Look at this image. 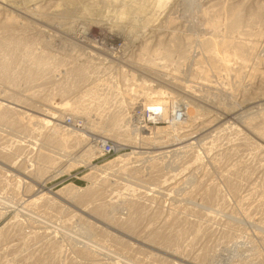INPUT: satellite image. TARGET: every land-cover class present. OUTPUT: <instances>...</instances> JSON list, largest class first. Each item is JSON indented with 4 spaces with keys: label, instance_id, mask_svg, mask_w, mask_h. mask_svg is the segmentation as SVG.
Masks as SVG:
<instances>
[{
    "label": "rangeland",
    "instance_id": "374dc122",
    "mask_svg": "<svg viewBox=\"0 0 264 264\" xmlns=\"http://www.w3.org/2000/svg\"><path fill=\"white\" fill-rule=\"evenodd\" d=\"M128 1L0 0V56L14 53L7 72H20L18 59L24 55L26 66L35 72L31 79L0 73V102L13 112L11 121L0 119V199L17 206L0 202V264H43L55 252L63 264L73 259L74 264H121L111 257L113 252L137 264H161L157 259L172 264H264V62L260 65L254 57L242 68L232 46H219L215 55L207 43L257 37V52L264 58V0H166L158 6L153 0ZM31 2L39 8L32 10ZM223 5L245 11L243 20L250 21H243L245 31L226 26ZM217 20L215 31L210 25ZM246 30L252 34L247 36ZM151 37L154 45L142 47ZM156 47L162 52L154 58ZM184 50L190 53L186 59ZM150 57L153 66L145 61ZM213 57L220 60L218 70L210 63ZM221 57L228 72L222 70ZM42 60H49L44 70L36 67ZM255 67L263 71L251 75ZM96 80L117 84L118 103L92 99L84 102V111L72 107ZM152 89H161L168 100L167 119L152 120L150 110L143 108ZM134 95L135 103L128 105ZM181 99L184 111L193 116L184 118L173 135L153 134L160 144L145 139L148 127L157 132L170 125ZM55 124L77 134L56 139L51 133ZM105 140L114 145V153L103 152L100 142ZM7 141L14 143L11 152ZM157 168L166 170L164 176H155ZM39 190L44 195L32 201ZM89 192L107 217H125L129 203L141 198L146 209L135 232L95 212L94 203H81ZM170 213L188 229L185 247L198 228L207 227L212 238L206 240L204 234L186 247L184 256L150 241L147 235L154 229H167ZM17 223L22 228L13 231ZM104 231L129 245L116 243ZM86 238L104 246L109 255L90 250L89 257L80 256L87 250Z\"/></svg>",
    "mask_w": 264,
    "mask_h": 264
},
{
    "label": "bare ground",
    "instance_id": "6f19581e",
    "mask_svg": "<svg viewBox=\"0 0 264 264\" xmlns=\"http://www.w3.org/2000/svg\"><path fill=\"white\" fill-rule=\"evenodd\" d=\"M67 1H76V0H67ZM114 1H118V0H114ZM125 1V2H124ZM133 0H130V4H131V2H132ZM154 2H155V4H157L156 6H158V5H160V4H163V3H166V0H153ZM169 1V0H168ZM226 1V0H225ZM123 2H124V4H126V2H129L128 0H123ZM220 2V1H219ZM31 3H33V2H31ZM30 3V4H31ZM35 3V4H34ZM33 4L35 5L34 6V8H32V10L33 9H38L39 8V6H38V3H36V2H34ZM94 3V2H93ZM114 3V2H113ZM116 3V2H115ZM80 4V3H79ZM134 4V3H133ZM215 4V3H214ZM225 4H227V1L225 2ZM228 4H229V2H228ZM231 5V4H230ZM42 6V5H41ZM224 6V5H223ZM234 6V5H233ZM226 7V6H224V8L226 7V11H227V15H228V25H226V26H229L230 28H232L231 29V31H233V32H235V31H238V30H240L241 29V27H242V24L245 22V23H248V22H250V21H244L243 20V13H245V11L243 12L242 11V9H241V7H237V5H236V7L234 8V7ZM239 6H242V4L241 5H239ZM221 8H223L222 6H220ZM251 7V6H250ZM31 8V7H30ZM221 8H220V10H221ZM223 8V9H224ZM259 8V7H258ZM29 9V8H28ZM204 9V8H203ZM260 9H262V8H260ZM259 9V10H260ZM204 10H206V9H204ZM211 10H212V8H211ZM214 10V9H213ZM225 10V9H224ZM245 10V9H244ZM40 11V10H39ZM125 11H126V8H125V6H124V8L120 11L121 12V14H125ZM139 11L141 12V13H145V11H144V8L143 7H139ZM206 11H208V10H206ZM261 11V10H260ZM43 12V11H42ZM204 12V11H203ZM221 12H222V10H221ZM152 13V12H151ZM224 13V12H223ZM226 13V12H225ZM250 13H251V11H250ZM260 13V12H259ZM212 15H213V13H211ZM10 15H11V13H10ZM83 15V14H82ZM160 15V14H159ZM205 15H207V14H205ZM211 15V16H212ZM227 15H225V16H227ZM1 16V15H0ZM224 16V17H225ZM246 15L244 14V17H245ZM213 17V16H212ZM251 17V16H250ZM258 17V16H257ZM9 19H10V17H8ZM14 18V17H13ZM12 18V19H13ZM247 18H249V16L247 17ZM253 19H254V17H252ZM252 18H250V19H252ZM260 18V17H259ZM215 19H217L216 17H215ZM257 19V18H256ZM256 19H255V21H256ZM7 21H8V19H6ZM15 20V19H14ZM159 20V19H158ZM246 20V19H245ZM1 21V20H0ZM3 21V20H2ZM6 21V22H7ZM208 21H211V20H208ZM244 21V22H243ZM252 21V20H251ZM254 21V22H255ZM261 21V20H260ZM260 21H258V22H260ZM10 22V21H9ZM15 22H17V20H15ZM24 22V21H23ZM225 22V21H224ZM10 23H12V22H10ZM14 23V22H13ZM244 23V24H245ZM253 23V22H252ZM251 23V24H252ZM3 24H4V22H3ZM250 24V25H251ZM255 24V23H254ZM258 24V23H257ZM7 25V24H6ZM5 25V26H6ZM219 25V22H218V20L217 21H212V23H211V25L210 26H212L213 27V29L216 31V29L218 28L217 26ZM224 25H225V23H224ZM246 25V24H245ZM256 25V24H255ZM259 25V24H258ZM13 26V25H12ZM19 26V25H18ZM186 26V25H185ZM8 27H9V25H8ZM256 27V26H255ZM261 27V26H260ZM4 28V27H3ZM2 28V29H3ZM19 28H21V27H19ZM18 28V29H19ZM23 28H24V26H23ZM22 28V29H23ZM158 28V27H157ZM226 28V27H225ZM248 28V27H247ZM10 30H11V28H9ZM17 29V28H16ZM21 29V30H22ZM45 29V28H44ZM227 29H229V28H227ZM15 30V29H14ZM111 30V29H110ZM209 30V29H208ZM241 30H243V29H241ZM17 31V30H16ZM166 31V30H165ZM207 31V30H206ZM228 31V30H227ZM230 31V32H231ZM243 31H245V28H244V30ZM243 31H241V32H243ZM263 31V30H262ZM214 32V31H213ZM229 32V31H228ZM240 32V31H239ZM238 32V33H239ZM252 31H247L246 30V32H244V33H248L247 34V36L248 35H251L252 33H251ZM11 33V32H10ZM174 34V33H173ZM234 34V33H233ZM242 34V33H241ZM241 34H239V35H241ZM263 34V33H262ZM261 34V36L263 37V35ZM253 35H255L254 33H253ZM12 36V35H11ZM108 36V35H107ZM154 36V35H153ZM242 36V35H241ZM246 36V35H245ZM16 38V37H15ZM108 38H109V42L111 43V42H113L114 41V39L112 38V35H110L109 34V36H108ZM118 38V37H117ZM152 38V39H151ZM150 39L151 40H146L145 39V44L142 46V47H147V46H151V45H154V43H152L153 41H154V39H153V37H151ZM163 38H165V37H163ZM242 38H243V36H242ZM261 38V37H260ZM10 39V38H9ZM199 39H201V38H199ZM236 39H238V38H236ZM232 40V39H222L220 42H217V41H214L213 39L211 40V39H209V41H207V39L205 40V41H207V43L209 42V43H211L213 46H214V49L215 50H212L213 52H214V54L216 55H218V52H219V46H232L233 47V49L235 50V56H237V57H235V58H237V60L238 59H240V62H241V64H239V63H237L238 65H242L241 67L242 68H244V65L246 64H248L249 62H251V60H253V58L254 57H256V58H258L259 59V61L258 62H260V61H263L264 62V58H262V57H260V55H258V52H257V46H258V43H259V40L257 41V37L254 39V38H252V39H249V40H247V38H246V40H241V37H240V40ZM244 39H245V37H244ZM155 40H156V38H155ZM157 40H159V39H157ZM167 40V39H166ZM163 41V40H162ZM1 42V41H0ZM3 42V41H2ZM19 42V41H18ZM155 42V41H154ZM157 42V41H156ZM174 42V41H173ZM13 43V42H12ZM108 43V42H107ZM159 43V42H158ZM188 43V42H187ZM206 43V42H205ZM14 44H16V43H14ZM18 44H20V42L18 43ZM157 44V43H156ZM155 44V45H156ZM173 44V43H172ZM211 44H209V46L211 47L212 45ZM12 45V44H11ZM159 45V44H158ZM157 45V47H159ZM188 45V44H187ZM205 46V45H204ZM6 47V46H5ZM12 47H13V45H12ZM156 47V48H157ZM174 47V46H173ZM172 47V48H173ZM206 47V46H205ZM0 48H2L1 46H0ZM14 48H15V46H14ZM18 48V47H17ZM143 48V49H144ZM180 48V47H179ZM213 48V47H212ZM226 48V47H225ZM5 49V48H4ZM16 49V48H15ZM181 49V48H180ZM183 49V48H182ZM181 49V50H182ZM185 49V48H184ZM222 49V48H221ZM187 50V49H186ZM211 50V49H210ZM223 50V49H222ZM155 51V53L153 54V56L154 55H156V54H160L162 51H159V49L157 48V50L155 49L154 50ZM188 51V50H187ZM187 51H183V57L186 59V56H189V55H187V54H190L189 52L187 53ZM212 51H210L211 53H213ZM224 51V50H223ZM166 52V55H169L171 52H170V50L168 51V49L165 51ZM6 53H7V51H6ZM16 53V52H15ZM18 53V52H17ZM1 55V54H0ZM210 55V54H209ZM213 55V54H212ZM226 55H228V54H226ZM13 56H14V53L12 52V50H9L8 51V54L6 55V56H0V73L4 76V77H7V78H15V77H18V75H19V77H20V75H22L23 77H25L26 79H31L32 77H33V74L35 73L34 71H32V70H30L29 69V67L28 66H26V62H25V60H26V58H25V55H24V58H23V60L21 59H18L19 60V68L18 69H20L21 71H22V73L21 74H19L20 72H17L16 71V73L15 72H12V71H9V72H7L9 69H10V62H11V60H12V58H13ZM20 56V55H19ZM207 56V55H206ZM27 57V56H26ZM43 57V56H42ZM156 56H154V58H155ZM29 58V57H28ZM154 58H152V57H150V58H148V60H145L146 62H149V63H154L153 61H155L154 60ZM191 58V57H190ZM210 58V57H209ZM223 60H222V64L224 65V68L222 69V70H224V71H226V72H228V70H227V64H226V62H225V60H224V58L223 57H221ZM233 58H234V56H233ZM130 59V58H129ZM257 59V60H258ZM29 60V59H28ZM228 60V59H227ZM256 60V61H257ZM21 61V62H20ZM210 63L212 64V66L215 68V69H217V68H219L218 66H219V62H220V60H219V58L217 57V58H215V57H213V58H211L210 59ZM114 62V61H113ZM125 62V61H124ZM130 62V61H129ZM187 62V61H186ZM12 63H13V61H12ZM21 63V64H20ZM49 63V60H42V61H40L39 62V64H38V66L36 65V67H38V69H46L47 67V64ZM109 63V62H108ZM123 63V62H122ZM142 63V62H141ZM254 63V62H253ZM22 64H23V66H22ZM144 64H146V63H144ZM151 64H149V66L151 65ZM221 64V63H220ZM250 64V63H249ZM256 64V63H255ZM17 65V64H16ZM154 64H152V66H153ZM260 65H261V62H260ZM111 66V65H110ZM143 66H145V65H143ZM148 66V67H149ZM11 67H12V65H11ZM15 67H17V66H15ZM81 67V66H80ZM121 67H122V65H121ZM147 67V66H146ZM221 67H223L222 65H221ZM220 67V68H221ZM247 68H248V66H246ZM14 68V67H13ZM77 68V67H76ZM254 68V67H253ZM259 68V67H258ZM15 69V68H14ZM81 69V68H80ZM79 69V70H80ZM124 69V68H123ZM213 69V68H212ZM260 69V68H259ZM88 70V69H87ZM125 70V69H124ZM218 70V69H217ZM36 71H38V70H36ZM220 71V70H219ZM242 71V70H241ZM263 70H258V69H256V67H255V70H254V72H251V75H258V74H260L261 72H262ZM39 72V71H38ZM37 72V73H38ZM84 72V71H83ZM145 72H149V71H142V73H145ZM151 72V71H150ZM238 72V71H237ZM264 72V71H263ZM72 73H73V71H72ZM75 73V72H74ZM85 73H87L86 71H85ZM84 73V74H85ZM106 73V72H105ZM243 73V72H242ZM145 74H147V73H145ZM81 75H83V74H81ZM100 75V74H99ZM133 75V74H132ZM148 75H150V76H152L151 74H148ZM239 75H241V73L239 74ZM66 76H68V73H67V75ZM236 76H238V75H236ZM262 76V75H261ZM255 77H257V76H255ZM21 78V77H20ZM80 78V77H79ZM78 78V79H79ZM95 78V77H94ZM97 78V77H96ZM264 78V77H263ZM81 79V78H80ZM174 79V78H173ZM143 80V79H142ZM169 80V79H168ZM13 81H14V79H13ZM24 81V80H23ZM26 81V80H25ZM29 81H31V80H29ZM81 80H79V82H80ZM90 81H91V78H90ZM89 80L87 81V84H88V82L89 83H91V82H93V80L90 82ZM98 81H99V79H98ZM97 80H96V82L97 83H94L90 88H86L84 91H83V93H82V95H84L83 97H82V99H80V102H78V103H75L74 105H72V107H75L76 109H81L82 111H84V109H86V106L87 105H85L84 104V102L85 101H92V99H104V100H106L108 103H109V105H110V103L112 104V102L114 103V101H115V99L117 98V94H118V92H117V84H111V86L109 85V83H108V85L106 84L107 82H103V81H100V82H98ZM19 82V81H18ZM83 82V81H82ZM94 82H95V80H94ZM102 83V84H101ZM182 83V82H181ZM139 84V83H138ZM184 84V83H183ZM187 84V83H186ZM188 85V84H187ZM187 85H185L184 87L185 88H187ZM174 86V85H173ZM172 86V87H173ZM175 87V86H174ZM144 88V87H143ZM177 88H179V87H177ZM181 89V88H180ZM184 90V89H183ZM142 91V90H141ZM163 92V91H162ZM185 93V92H184ZM237 93V92H236ZM29 94V93H28ZM143 94H145V93H143ZM121 95V94H120ZM119 95V96H120ZM127 95V94H126ZM150 95V93H148V96ZM1 96V95H0ZM135 95L134 96H130V97H128V101H127V103H128V105H129V103H130V105L133 103V101H134V103H135ZM146 98H147V96H146ZM166 98H168V97H166ZM12 99V98H11ZM14 99V98H13ZM19 99V98H18ZM170 99V98H169ZM123 100V99H122ZM182 100V99H181ZM78 101V100H77ZM120 101V100H119ZM168 100L167 99H165V95L163 96V95H161V89H158V90H154V89H152L151 90V95H150V98L148 99V101L147 102H144L142 105L144 106L143 108L144 109H149L150 110V112H151V115L153 114V113H156L157 115V117H161V119L163 118V119H167L168 117H169V112H168V107H167V104H166V102H167ZM174 101V100H173ZM186 101V100H185ZM116 102H117V99H116ZM178 102V101H177ZM179 102H181L182 104H179V105H177V107H176V109H177V111H179V113H182V115L183 116H185L186 115V117H183L179 122H176L177 120H176V118L174 117L173 118V120H172V122H170V125L169 126H167L166 128L165 127H163V128H161V129H159L157 132H153L152 131V129L150 128V127H148V129H146V130H148L149 131V133H150V135H149V137L148 136H144V137H146L145 139H147V138H150L151 140H153V143H155V145L156 144H160V142L162 141L160 138H157L156 136H154V135H156V134H158V136L160 135V137H162L163 135H166V134H168V135H171L172 134V131H175V130H177V127H178V125H181V123L183 124V123H185V119H188V118H190L191 116H193V114L191 115L190 113H192V112H190V113H188L187 112V109H186V111H184V108H185V102H184V100H182V101H179ZM118 103V102H117ZM121 103V102H120ZM127 103H126V105H127ZM20 104V103H19ZM115 104V103H114ZM177 104V103H176ZM108 105V104H107ZM123 105H125V103H123ZM141 105V106H142ZM10 106V105H9ZM117 106H119V105H117ZM105 107V106H104ZM120 107H121V105H120ZM125 107V106H124ZM129 107V106H128ZM175 107V106H174ZM108 108V107H107ZM115 108H116V105H115ZM173 108V107H172ZM74 109V108H73ZM125 110V109H124ZM127 110V109H126ZM114 111V110H113ZM113 111H111V112H113ZM144 111V110H143ZM172 111V110H171ZM12 109L10 108V107H8V106H3V103H1L0 102V119L1 120H12L13 119V116H12ZM52 113H54V112H52ZM124 113V112H123ZM133 113V112H132ZM138 113H140V112H138ZM64 114V113H63ZM140 114H142V111H141V113ZM144 114H145V112H144ZM150 115V116H151ZM110 116V115H109ZM139 117L140 116H138V119H139ZM143 117V116H142ZM185 118V119H184ZM109 119V118H108ZM214 119V118H213ZM212 119V120H213ZM117 120H118V118H117ZM32 121V120H31ZM139 121V120H138ZM118 122V121H117ZM132 122V121H131ZM188 122V121H187ZM110 123H115V120L114 121H110L109 122V124ZM211 123V122H210ZM17 125V124H16ZM121 125V124H120ZM140 127V126H139ZM119 129L121 130V133L122 132H124L125 133V131H126V128L125 127H123V126H120L119 127ZM116 132V131H115ZM54 136H56V139L57 138H62L63 140H66V139H68V138H70V137H74L76 134H77V132H76V130L74 129L73 130V128H67V127H65L64 125H62V124H55V125H53V130H52V132H51ZM156 133V134H155ZM51 134V135H52ZM114 134V133H113ZM154 134V135H153ZM176 134V133H175ZM48 135V134H47ZM112 135V134H111ZM173 135V134H172ZM7 137V136H6ZM83 137V136H82ZM19 138V137H18ZM85 139V138H84ZM158 139H160L161 141H158ZM162 143V142H161ZM250 143V142H249ZM14 145V143H12V142H6V146L10 149L9 151L11 152V150L12 149H14L12 146ZM102 149V148H101ZM101 154V153H100ZM154 162V161H153ZM153 165H154V163H153ZM156 165H158V164H156ZM155 167H157V166H155ZM167 168V167H166ZM154 169V168H153ZM164 171H166L164 168H157L156 169V177H159V175H162V176H164ZM229 179V178H228ZM236 184V183H235ZM252 185V184H251ZM41 186H43V184H41ZM237 188V187H236ZM217 189H219V188H217ZM48 190H50V188L48 189ZM39 191H41V193L38 195V196H35L33 199H32V201L33 200H36L40 195H44V192L42 191V190H39ZM216 191V190H215ZM100 192V191H99ZM253 192V191H252ZM217 193H218V191H217ZM46 195V194H45ZM93 194H92V192H89V194H87V195H83V199H80V201H81V203L84 201L85 203L86 202H89V203H94L95 204V212H97L98 214H100V215H104L108 220H111V221H115V223L116 224H120L121 226H123L126 230H128V231H130V232H135V230H136V228L139 226V223L143 220V211L145 212V209H146V205H144L140 200H141V198H140V200H134V201H131L130 203H129V207L127 208L128 209V213L126 214V216L125 217H121V218H119V217H113V216H109L108 215V217H107V215H106V213L105 212H103V210H102V208H101V206H100V202H94V201H92V196ZM81 197V196H80ZM79 198V197H78ZM136 198H138V196L136 197ZM262 198V197H261ZM139 199V198H138ZM215 201V200H214ZM0 202H3L4 204H6V205H10V206H12V207H15L16 205L14 204V203H11V202H9V201H3V200H1L0 199ZM224 202V201H223ZM263 204V203H262ZM257 205V204H256ZM4 206V205H3ZM252 206V205H251ZM17 207V206H16ZM23 207V206H22ZM264 207V206H263ZM18 209V208H17ZM22 209V208H21ZM25 212V211H24ZM29 212V211H28ZM27 212V213H28ZM109 212V211H108ZM6 213V212H5ZM126 213V212H125ZM28 214H30V213H28ZM249 214V213H248ZM33 215V214H32ZM146 217V216H145ZM39 218V217H38ZM93 218V217H92ZM40 219V218H39ZM153 220V219H152ZM177 220H178V218L174 215V214H169L166 218H165V224L164 225H166V227H167V229L166 228H162V227H157L156 229H154V231H152L151 233H149L147 236H148V239L150 240V241H152V242H156V244L158 243L159 244V246L161 245L162 247H164V248H166V249H168V250H171V251H173V252H176V253H180V254H186V252H187V249H186V247L187 246H191V245H193V244H195L196 242H198L199 240L198 239H200L204 234H206L205 236H207L206 237V240L207 239H211L212 238V236H213V234L211 233V232H209L208 231V229H203V228H201V229H197L194 233H191L192 234V236H190L188 239H191V240H189L188 241V243H186V247L184 246V242H185V239H187V228H186V226H183V225H181L180 223H177ZM42 221V220H41ZM45 221V220H44ZM43 222V221H42ZM46 223V225H47V222H45ZM146 223H147V220H146ZM146 223H145V225H146ZM49 224V223H48ZM51 224V223H50ZM159 225V224H158ZM47 226H49V225H47ZM54 226H56L55 224H53V227ZM143 226H144V224H143ZM160 226V225H159ZM53 227H52V229H53ZM22 228V226L20 225V224H14V225H12L11 226V229L14 231V229L15 230H19V229H21ZM56 228V230L58 229V230H62V229H60L59 228V226L58 227H55ZM143 228V227H142ZM141 228V229H142ZM197 228V227H196ZM10 229V230H11ZM93 229H96V226L94 225V228ZM148 230V229H147ZM22 231V230H21ZM63 231V230H62ZM95 231V230H94ZM140 231V230H139ZM9 232V231H8ZM142 232V231H141ZM140 232V233H141ZM13 233V232H12ZM11 233V234H12ZM69 233V232H68ZM137 233H139V232H137ZM3 234V233H2ZM1 234V235H2ZM16 234V233H15ZM8 235V234H7ZM13 235V234H12ZM11 235V236H12ZM37 235V234H36ZM68 235V234H67ZM73 235V234H72ZM104 235H109L110 237H112V239L116 242V243H120L121 245H124V246H128L129 244H128V242L126 241V240H124L121 236H117V235H113V234H111V233H109V232H105L104 231ZM137 235V234H136ZM139 235V234H138ZM231 235V231L230 232H228L225 236L226 237H231L230 236ZM71 237V236H70ZM72 238V237H71ZM78 238L79 237H77V240H78ZM32 239H33V237H32ZM79 239H82V238H79ZM209 239V240H210ZM83 240V239H82ZM86 240H87V238H86ZM84 241V243L86 244V249L87 250H81L80 251V256H82V257H89L90 255H91V251L90 250H95V251H102L103 249V247L104 246H102V247H100L101 245H99V244H97V243H95V242H93V241ZM128 240V239H127ZM3 241V240H2ZM52 241V240H51ZM50 241V242H51ZM80 241V240H79ZM0 242H1V240H0ZM83 243V244H84ZM151 243V242H150ZM207 243V242H206ZM155 244V243H154ZM2 245V244H1ZM55 245V244H54ZM105 249V248H104ZM126 250V249H125ZM165 250V249H164ZM13 251V250H12ZM104 251V253H107L108 251L107 250H103ZM102 251V252H103ZM107 251V252H106ZM1 252V251H0ZM12 253V252H11ZM50 254V253H49ZM75 254V253H74ZM76 254H78V253H76ZM111 254V253H110ZM114 254V252L112 253V256L111 257H113L114 259H116V261L118 262V263H121V261H122V263H124V264H137V263H132V262H129L128 260H125V259H122V257H121V255H113ZM184 254H183V256H184ZM202 254H203V252H202ZM107 255H109L108 253H107ZM199 255H201V252L198 254V256L196 257V258H200V256ZM11 256V255H10ZM59 256H60V254H59ZM74 256H76V255H74ZM44 257V256H43ZM20 258V257H19ZM76 258V257H75ZM81 258V257H80ZM39 259V258H38ZM77 259V258H76ZM75 259V260H76ZM154 259V258H153ZM59 260H61V259H58V254L55 252V253H53V254H50V255H47V257L43 260L44 262H43V264H63V263H61V262H59ZM70 260V259H69ZM38 261V260H37ZM36 261V262H37ZM42 261V260H41ZM73 261H74V259H73ZM72 260H70L69 262H67V264H74V262H73ZM150 261V260H149ZM168 261V260H167ZM166 260H164V259H157V260H154V262H156V263H161V264H172L171 262L169 263V261L167 262ZM173 261V260H172ZM14 262V261H13ZM63 262V261H62ZM76 262V261H75ZM93 262V261H92ZM97 262V261H96ZM151 262V261H150ZM29 263V262H28ZM35 263V262H34ZM38 263V262H37ZM121 263V264H122ZM149 263V262H148ZM17 264V263H16ZM147 264V263H146ZM208 264V263H207Z\"/></svg>",
    "mask_w": 264,
    "mask_h": 264
},
{
    "label": "built area",
    "instance_id": "2783aa9c",
    "mask_svg": "<svg viewBox=\"0 0 264 264\" xmlns=\"http://www.w3.org/2000/svg\"><path fill=\"white\" fill-rule=\"evenodd\" d=\"M142 115V114H141ZM151 112L149 111V118H151L152 120H157V119H159V117H157L156 115V113H153L151 116ZM176 118V120H178V119H180L181 117H182V113H179V111H176L174 114H173V116H172V118ZM68 121L70 122V123H73V119H71V118H68ZM100 146H101V148H102V150H103V152H105V153H109V154H112V153H114L115 152V147H114V145L113 144H111L109 141H101L100 142Z\"/></svg>",
    "mask_w": 264,
    "mask_h": 264
}]
</instances>
